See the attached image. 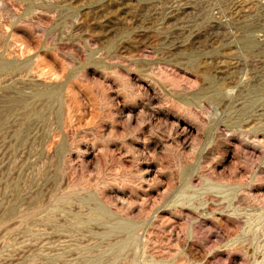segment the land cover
<instances>
[{
  "label": "rangeland",
  "instance_id": "rangeland-1",
  "mask_svg": "<svg viewBox=\"0 0 264 264\" xmlns=\"http://www.w3.org/2000/svg\"><path fill=\"white\" fill-rule=\"evenodd\" d=\"M0 264H264V0H0Z\"/></svg>",
  "mask_w": 264,
  "mask_h": 264
},
{
  "label": "bare ground",
  "instance_id": "bare-ground-1",
  "mask_svg": "<svg viewBox=\"0 0 264 264\" xmlns=\"http://www.w3.org/2000/svg\"><path fill=\"white\" fill-rule=\"evenodd\" d=\"M115 229H120V230H124L126 232H130L131 231V226L125 224V225H119V226H116Z\"/></svg>",
  "mask_w": 264,
  "mask_h": 264
}]
</instances>
